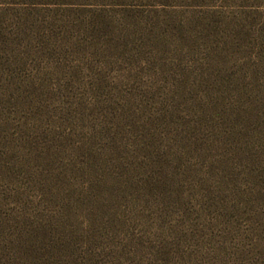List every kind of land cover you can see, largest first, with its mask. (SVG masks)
I'll use <instances>...</instances> for the list:
<instances>
[{"label":"rangeland","instance_id":"rangeland-1","mask_svg":"<svg viewBox=\"0 0 264 264\" xmlns=\"http://www.w3.org/2000/svg\"><path fill=\"white\" fill-rule=\"evenodd\" d=\"M0 264H264V0H0Z\"/></svg>","mask_w":264,"mask_h":264}]
</instances>
